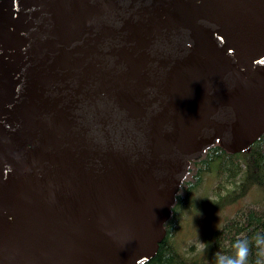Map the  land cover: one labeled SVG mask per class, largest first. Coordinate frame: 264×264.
<instances>
[{
  "label": "water",
  "instance_id": "1",
  "mask_svg": "<svg viewBox=\"0 0 264 264\" xmlns=\"http://www.w3.org/2000/svg\"><path fill=\"white\" fill-rule=\"evenodd\" d=\"M263 132L264 0H0V264L148 262Z\"/></svg>",
  "mask_w": 264,
  "mask_h": 264
},
{
  "label": "trees",
  "instance_id": "2",
  "mask_svg": "<svg viewBox=\"0 0 264 264\" xmlns=\"http://www.w3.org/2000/svg\"><path fill=\"white\" fill-rule=\"evenodd\" d=\"M204 177L215 183L213 195L204 198L199 206L206 216L223 203L236 202L251 189H255L260 198L258 204L239 210L220 227L209 228L203 235L204 257L199 259L197 254L187 256L185 252L175 249L172 238L179 228L182 211L188 208L191 194L199 189ZM226 184L231 188L225 190ZM220 190H224L223 196L218 194ZM163 228L164 239L155 256L144 264H217L218 258L223 261L224 257L233 256L236 241L244 239L250 245L248 264H256L258 250L254 246V239L257 235H264V132L247 149L238 153H227L215 142L198 159L189 161L174 197L170 217Z\"/></svg>",
  "mask_w": 264,
  "mask_h": 264
},
{
  "label": "rangeland",
  "instance_id": "3",
  "mask_svg": "<svg viewBox=\"0 0 264 264\" xmlns=\"http://www.w3.org/2000/svg\"><path fill=\"white\" fill-rule=\"evenodd\" d=\"M214 181L208 177H204L199 189L191 194L190 203L185 211H182L179 220V228L173 234L172 243L175 249L183 251L187 256L190 254H197L201 259L204 257V242L203 235L211 228L216 229L220 227L225 221L229 220L239 210L259 203V195L255 189H251L242 198L238 199L232 204L223 203L220 207L210 213L208 216L200 211V204L204 198L213 195ZM231 188V185L226 184L225 190ZM220 196L224 195V190L218 193ZM214 198V196H212ZM201 207V206H200ZM206 246V245H205ZM192 247L190 250L189 248Z\"/></svg>",
  "mask_w": 264,
  "mask_h": 264
},
{
  "label": "clouds",
  "instance_id": "4",
  "mask_svg": "<svg viewBox=\"0 0 264 264\" xmlns=\"http://www.w3.org/2000/svg\"><path fill=\"white\" fill-rule=\"evenodd\" d=\"M254 246L257 248L256 264H264V235H257L254 239ZM235 253L233 256L224 257L223 261L217 260V264H248V254L250 251L247 239L236 241Z\"/></svg>",
  "mask_w": 264,
  "mask_h": 264
}]
</instances>
